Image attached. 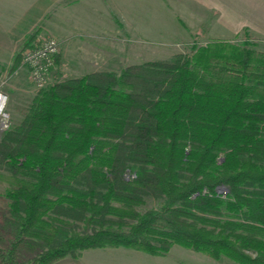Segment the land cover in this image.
Wrapping results in <instances>:
<instances>
[{"label":"trees","instance_id":"obj_1","mask_svg":"<svg viewBox=\"0 0 264 264\" xmlns=\"http://www.w3.org/2000/svg\"><path fill=\"white\" fill-rule=\"evenodd\" d=\"M233 35L55 80L19 106L0 136V264L173 244L264 264V49L247 26ZM147 196L164 202L142 212Z\"/></svg>","mask_w":264,"mask_h":264},{"label":"rangeland","instance_id":"obj_2","mask_svg":"<svg viewBox=\"0 0 264 264\" xmlns=\"http://www.w3.org/2000/svg\"><path fill=\"white\" fill-rule=\"evenodd\" d=\"M51 1L47 6L46 0H0V89L8 95L5 110L9 125L20 120L18 107L26 105L39 90L31 80L23 56L12 69L16 54H23L43 37H54L60 43L55 63L47 73L46 83H51L89 71L119 70L128 64L169 58L176 52L191 50L196 43L204 44L212 37L221 36L212 29L214 13L187 0H97L96 17L87 23L62 12L56 1ZM254 35L256 46L264 49V37ZM223 37L241 40L233 34ZM3 128L0 124V136ZM6 185L0 180V211L8 210ZM219 191L227 194L225 187ZM163 202L147 196L139 209L143 212L159 208ZM55 264L243 263L226 255L217 258L192 247L173 244L162 254L123 245L93 247L78 256L68 255Z\"/></svg>","mask_w":264,"mask_h":264},{"label":"crops","instance_id":"obj_3","mask_svg":"<svg viewBox=\"0 0 264 264\" xmlns=\"http://www.w3.org/2000/svg\"><path fill=\"white\" fill-rule=\"evenodd\" d=\"M59 9L68 15L82 18L83 23L96 17L97 0H55ZM203 10L214 13L213 31L229 36L247 26L264 37V0H187ZM47 6L52 3L46 0ZM79 22V21H78ZM60 26V25H59ZM52 32V31H51ZM61 39V38H60ZM63 40V39H61Z\"/></svg>","mask_w":264,"mask_h":264},{"label":"built area","instance_id":"obj_4","mask_svg":"<svg viewBox=\"0 0 264 264\" xmlns=\"http://www.w3.org/2000/svg\"><path fill=\"white\" fill-rule=\"evenodd\" d=\"M60 43L54 37H43L38 44L24 50L23 62L30 68L31 80L40 88L46 84L47 73L55 63V55L59 52ZM8 95L0 89V124L9 126L6 119Z\"/></svg>","mask_w":264,"mask_h":264}]
</instances>
